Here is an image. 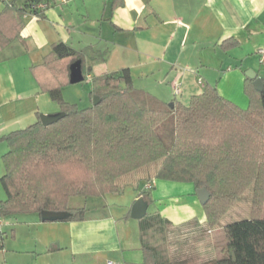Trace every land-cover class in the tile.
<instances>
[{
  "label": "crops",
  "instance_id": "obj_1",
  "mask_svg": "<svg viewBox=\"0 0 264 264\" xmlns=\"http://www.w3.org/2000/svg\"><path fill=\"white\" fill-rule=\"evenodd\" d=\"M8 1L18 7L24 2ZM115 1L119 5L113 8ZM45 14L41 20L28 12L19 38L0 54V139L35 124L41 114L61 113L31 72L60 42L78 51L109 50L96 75L128 69L137 89L167 104L188 105L210 85L245 110L247 72L264 80L258 55L264 49V0H51ZM229 40L238 45L225 51L222 45ZM92 78L88 76L89 85ZM68 88L62 95L70 103ZM7 152V144L0 143L2 159ZM139 171L119 179L121 191L106 197L111 204L105 197L93 198L84 221L44 222L36 214L0 219V264H144L142 220L131 217L143 193L152 200L148 214L167 220L173 233L188 231L187 240L177 237L179 261L188 264L219 259L228 243L224 228L249 218L250 200L242 214L238 203L225 217L228 221L208 230L193 184L158 180L152 171ZM128 188L135 191L125 199ZM6 199L4 189L0 202ZM81 199L73 198L70 208H84Z\"/></svg>",
  "mask_w": 264,
  "mask_h": 264
},
{
  "label": "trees",
  "instance_id": "obj_2",
  "mask_svg": "<svg viewBox=\"0 0 264 264\" xmlns=\"http://www.w3.org/2000/svg\"><path fill=\"white\" fill-rule=\"evenodd\" d=\"M50 5L51 0H24L22 7L13 4L3 11L0 54L19 38L28 12L44 20ZM117 5L115 1L113 8ZM237 45L229 40L222 46L227 51ZM108 56L109 50L78 51L60 42L43 64L31 69L41 91L65 117L45 127L39 115L35 124L0 139L8 146L2 178L7 199L0 202V219L53 211L70 213L64 222L84 221L87 210L70 208L73 198L117 194L119 179L157 165L155 179L191 183L209 192L203 205L208 230L217 228L252 189L249 218L228 224L222 256L200 264H264V91L258 92L246 77L245 110L210 85L188 105L173 101L171 107L137 89L128 69L96 75ZM78 61L85 81L93 76L92 106L85 109L62 95L63 88L71 85V66ZM141 197L152 204L147 193ZM156 223L171 225L160 215L148 214L141 222L143 238L147 240ZM2 238L0 233V249ZM160 252L145 241L144 264H188Z\"/></svg>",
  "mask_w": 264,
  "mask_h": 264
},
{
  "label": "rangeland",
  "instance_id": "obj_3",
  "mask_svg": "<svg viewBox=\"0 0 264 264\" xmlns=\"http://www.w3.org/2000/svg\"><path fill=\"white\" fill-rule=\"evenodd\" d=\"M69 87L68 90L71 93V97H69L72 101H70L71 104H76L78 105V107L80 109H85L88 107L92 106V101L90 99V92H91V85H89L87 83V81L78 84V85H70L67 86ZM66 87V88H67ZM64 89V88H63ZM42 115V114H41ZM0 191L2 193H4V189H3V185H2V178L6 172L5 169V165L2 159V155L0 154ZM157 170V165H153L150 167H146L144 170H138L139 172H137L138 174L140 173H146L148 171H152L153 176H155L154 174L156 173ZM136 174V175H138ZM123 178V177H122ZM119 181V180H118ZM134 189L133 188H128L126 190L125 193V199H128L131 194L134 193ZM107 197V195L105 196V198ZM252 198V189L248 190L245 195L243 196L242 200L239 202L238 204V209H241L242 211H240V214L243 213V211L245 209H247V203L248 200ZM85 198L79 200V201H84L85 205L84 208L87 210V215H90V208H86V205L88 204V206L91 204V201L93 198H88V202H86L84 200ZM103 199V198H102ZM78 201V200H76ZM104 201V200H103ZM83 202V203H84ZM112 199L110 198H106L105 203L106 204H111ZM251 207V205H250ZM240 218H244V215L239 216ZM228 218H224L221 222L223 221H228ZM231 220V219H230ZM189 236L188 231L186 230H181V232H176L173 233V231L171 229H168L167 227H163L162 224L160 223H156L155 226L152 228L151 231H149L148 236H147V241L152 244L153 246L158 247V249L162 252H164L170 259L173 258L175 260L179 259V254L181 251V244L178 243V239L184 240V239H188L187 237ZM185 241V240H184ZM187 244V243H186ZM186 260V259H185Z\"/></svg>",
  "mask_w": 264,
  "mask_h": 264
},
{
  "label": "water",
  "instance_id": "obj_4",
  "mask_svg": "<svg viewBox=\"0 0 264 264\" xmlns=\"http://www.w3.org/2000/svg\"><path fill=\"white\" fill-rule=\"evenodd\" d=\"M70 84L78 85L85 82V76L83 74L81 61L76 62L71 66L70 69ZM246 77L254 81V88L258 92L264 91V81L258 77L254 71H248ZM99 102L98 98H94L93 104L97 105ZM173 107L172 104H170ZM65 117L64 113H60L55 116L40 115V120L45 127L51 126ZM197 196L204 205L209 199L210 194L207 190H197ZM149 204L143 199L139 198L133 205L131 210V217L135 220H143L148 214ZM42 221L44 222H64L70 217L68 212H53V211H42L40 214Z\"/></svg>",
  "mask_w": 264,
  "mask_h": 264
},
{
  "label": "built area",
  "instance_id": "obj_5",
  "mask_svg": "<svg viewBox=\"0 0 264 264\" xmlns=\"http://www.w3.org/2000/svg\"><path fill=\"white\" fill-rule=\"evenodd\" d=\"M63 1L66 2V1H68V0H63ZM3 6L12 7L13 4H12L11 2H9L8 0H0V16H1V8H2ZM41 8H42V9H45L46 6H45V5H42ZM258 55H259V57H260V62H261L262 64H264V49L260 50V51L258 52ZM200 83L202 84L201 81H200ZM176 93L178 94L179 91L176 90ZM108 264H112V263H108Z\"/></svg>",
  "mask_w": 264,
  "mask_h": 264
}]
</instances>
